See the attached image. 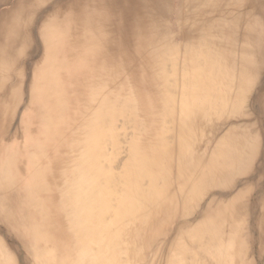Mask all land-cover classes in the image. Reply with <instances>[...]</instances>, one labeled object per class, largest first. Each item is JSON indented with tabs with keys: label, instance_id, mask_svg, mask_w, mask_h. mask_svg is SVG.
Returning <instances> with one entry per match:
<instances>
[{
	"label": "bare ground",
	"instance_id": "obj_1",
	"mask_svg": "<svg viewBox=\"0 0 264 264\" xmlns=\"http://www.w3.org/2000/svg\"><path fill=\"white\" fill-rule=\"evenodd\" d=\"M0 264H264V0H0Z\"/></svg>",
	"mask_w": 264,
	"mask_h": 264
}]
</instances>
